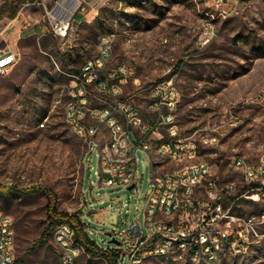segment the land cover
Returning <instances> with one entry per match:
<instances>
[{"label": "rangeland", "instance_id": "rangeland-1", "mask_svg": "<svg viewBox=\"0 0 264 264\" xmlns=\"http://www.w3.org/2000/svg\"><path fill=\"white\" fill-rule=\"evenodd\" d=\"M55 1L27 0L19 8L45 27L18 42L20 58L0 76V206L14 220L16 257L58 260L52 233L46 243L36 241L48 224L49 200L58 212L81 215L99 246H114L109 240L120 225L134 220L143 225L142 202L151 187L145 154L137 152L138 191L103 186L96 146L85 153L86 146L64 121L65 73L79 71L98 54L99 36L111 34L109 66L130 64L140 81L124 85L123 96L152 120L147 88L174 75L180 94L178 136L196 141L198 159L212 166L222 187L234 181L233 196L243 192L232 206L243 217L242 254L213 262L171 254L141 264H264V181L247 183L231 164L235 155L251 165L264 160V0H225L220 9L211 0H80L84 18L76 23L75 15L69 41L55 37L44 16L41 2L50 8ZM8 20L0 18V31ZM206 21L213 25L209 38L204 35ZM70 43L71 49L61 50ZM96 97L93 104L100 102ZM102 135L108 137L106 129ZM173 168L166 161L159 171ZM9 186L30 191H5ZM79 264L107 261L82 253Z\"/></svg>", "mask_w": 264, "mask_h": 264}, {"label": "built area", "instance_id": "built-area-1", "mask_svg": "<svg viewBox=\"0 0 264 264\" xmlns=\"http://www.w3.org/2000/svg\"><path fill=\"white\" fill-rule=\"evenodd\" d=\"M211 3L220 9L225 0H211ZM41 5L54 36L69 41L81 1L56 0L50 8L45 2ZM204 35L206 38L213 35L209 21L204 23ZM71 48L70 43L61 50ZM112 56V35L102 34L98 38V54L87 59L79 71L65 73L69 83L64 121L86 146L85 153L96 146L101 185H133L138 191L137 152L141 151L151 168V187L142 202L145 207L143 225L134 220L128 226H118L111 237L116 239L118 235V242L112 247L100 246L101 249L114 250L117 264H141L149 258L171 254L207 262L219 260L226 254H242L243 217L234 214L232 206L243 192L233 196L234 181L222 187L212 166L198 159L196 141L192 137L178 136L175 111L180 94L175 76L154 81L147 88V109L154 117L147 119L131 97L123 96L122 87L129 81L140 84L134 67L126 63L109 66ZM19 58V51L0 47V76L8 74ZM96 94L107 98H97ZM93 97L100 100L99 104L92 103ZM103 129L107 130L108 137L102 135ZM166 161L174 168L159 171ZM231 164L244 175L247 183H263L264 160L251 165L242 156L235 155ZM84 229L90 235L89 228ZM52 235L60 251L57 261L17 260L14 220L0 206V264H79L85 250L76 241L73 227L67 222L60 223L54 227ZM87 255L104 259L100 255Z\"/></svg>", "mask_w": 264, "mask_h": 264}, {"label": "trees", "instance_id": "trees-1", "mask_svg": "<svg viewBox=\"0 0 264 264\" xmlns=\"http://www.w3.org/2000/svg\"><path fill=\"white\" fill-rule=\"evenodd\" d=\"M27 0H11L7 2H3L0 5V18L2 16H6L9 19L14 18L16 14L18 13L19 8L26 3ZM5 191H24L29 192L30 189H18L15 186H9L4 189ZM47 208V219L48 224L45 227V229L41 232L39 237L37 238V242L39 243H46L48 238L50 237L51 233L53 232V229L56 225L67 222L69 223L73 229L75 234V239L78 243H80L85 250L86 254H89L90 256H103L104 259L107 261V264H117V254L114 250H107L103 251L101 247L90 237V235L87 233V231L84 229L83 221L81 219V215L79 214H69V213H62L58 212L54 204L51 203L49 200L46 204ZM17 232L19 234V229L17 227ZM17 260H21L19 257H17Z\"/></svg>", "mask_w": 264, "mask_h": 264}, {"label": "crops", "instance_id": "crops-1", "mask_svg": "<svg viewBox=\"0 0 264 264\" xmlns=\"http://www.w3.org/2000/svg\"><path fill=\"white\" fill-rule=\"evenodd\" d=\"M76 15L77 20L75 22L80 23L84 16L80 11ZM41 28H44V25L40 23L39 18L21 10L14 18L9 19L0 31V42L4 43V46L0 47L17 50V44L20 40L36 34Z\"/></svg>", "mask_w": 264, "mask_h": 264}, {"label": "water", "instance_id": "water-1", "mask_svg": "<svg viewBox=\"0 0 264 264\" xmlns=\"http://www.w3.org/2000/svg\"><path fill=\"white\" fill-rule=\"evenodd\" d=\"M128 189H132L133 188V185H130V186H128L127 187ZM107 235H110V233H107ZM111 243H117L118 241L116 240V239H114V238H111L110 240H109Z\"/></svg>", "mask_w": 264, "mask_h": 264}]
</instances>
